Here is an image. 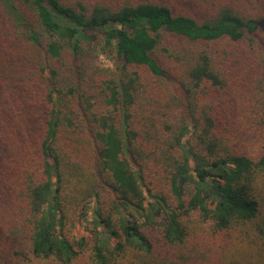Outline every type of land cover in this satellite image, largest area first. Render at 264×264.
Wrapping results in <instances>:
<instances>
[{
	"label": "trees",
	"instance_id": "trees-1",
	"mask_svg": "<svg viewBox=\"0 0 264 264\" xmlns=\"http://www.w3.org/2000/svg\"><path fill=\"white\" fill-rule=\"evenodd\" d=\"M0 264H264V0H0Z\"/></svg>",
	"mask_w": 264,
	"mask_h": 264
},
{
	"label": "rangeland",
	"instance_id": "rangeland-1",
	"mask_svg": "<svg viewBox=\"0 0 264 264\" xmlns=\"http://www.w3.org/2000/svg\"><path fill=\"white\" fill-rule=\"evenodd\" d=\"M93 63L97 67L106 68V67H114L115 64L117 63V60L114 57V55H111L110 53H106V52L100 50V48H97V53H95ZM247 144H248L247 148H249L251 150H253L256 146L255 143H253L251 141H247Z\"/></svg>",
	"mask_w": 264,
	"mask_h": 264
}]
</instances>
